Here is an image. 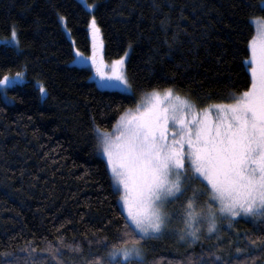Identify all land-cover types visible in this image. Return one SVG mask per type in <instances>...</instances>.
Wrapping results in <instances>:
<instances>
[{"label": "trees", "instance_id": "trees-1", "mask_svg": "<svg viewBox=\"0 0 264 264\" xmlns=\"http://www.w3.org/2000/svg\"><path fill=\"white\" fill-rule=\"evenodd\" d=\"M86 2L95 10L78 0H0V36L15 25L20 41L19 51L0 43V77L25 72L24 82L7 89L10 101L0 94V253H13L20 264L43 258L29 256V245L40 253L58 237L80 242L85 258L87 240L112 239L124 220L106 162L95 150L93 123L111 130L119 112L152 88L172 87L200 107L227 102L248 86L250 18L264 16L260 0ZM91 14L102 29L104 56L112 60L128 51L130 92L100 88L89 68L71 64V40L58 16L67 17L76 47L87 54ZM37 82L46 86L43 96ZM218 234L201 236L191 248L172 236L149 240L145 260L177 264L186 252L217 245L225 260L236 247H248L255 264H264V248L250 245L257 237L264 243L259 221L238 217L225 241ZM62 258L71 264L80 256L64 249Z\"/></svg>", "mask_w": 264, "mask_h": 264}, {"label": "snow or ice", "instance_id": "snow-or-ice-1", "mask_svg": "<svg viewBox=\"0 0 264 264\" xmlns=\"http://www.w3.org/2000/svg\"><path fill=\"white\" fill-rule=\"evenodd\" d=\"M86 7L94 11L96 4ZM250 19L255 24L245 58L250 80L227 102L198 107L172 87L152 88L134 107L119 112L112 130L93 123L95 150L103 155L112 182L119 186L124 224L111 240H87V258L80 242L69 244L63 237L56 243L46 241L40 253L29 245V256L43 254L31 264H70L62 258L64 249L80 256L71 264H147L144 246L165 232L191 248L202 235L207 239L217 235L224 221L231 227L236 218L250 217L264 225V16ZM58 20L71 39L67 17L59 15ZM86 33L91 54L85 56L71 39L73 62L90 64L102 88L130 92L128 51L110 62L105 60V42L95 14L87 18ZM171 39L177 40L178 32ZM3 41L5 49L19 51L15 25ZM24 76L25 72L17 71L0 77L5 97L7 89ZM38 87L41 94L47 92L43 82ZM189 190L181 213L166 211ZM176 218L182 226L173 224ZM261 239H252L251 247L264 248V243H257ZM217 251L218 246L212 245L207 252H186L177 264L256 262L248 247H236L230 260ZM0 264H20V260L11 252H2Z\"/></svg>", "mask_w": 264, "mask_h": 264}, {"label": "rangeland", "instance_id": "rangeland-1", "mask_svg": "<svg viewBox=\"0 0 264 264\" xmlns=\"http://www.w3.org/2000/svg\"><path fill=\"white\" fill-rule=\"evenodd\" d=\"M79 2H81L85 7H86V5L88 4L87 2H86V0H78ZM261 6H264V5H261ZM86 9L88 10V11H92V10H89L87 7H86ZM252 23V22H251ZM252 26H253V30H254V32H253V35L255 34V24L254 23H252ZM61 27H62V29L65 31V28L61 25ZM65 33H66V35H67V37L70 39V37H69V34L65 31ZM71 36V35H70ZM71 39H72V37H71ZM70 39V40H71ZM0 43H4V41H3V37H1L0 36ZM72 44V43H71ZM75 47H76V45H75ZM91 53H90V50H89V52L87 53V54H84L85 56H88V55H90ZM73 56H74V52H73ZM104 58H105V60L107 61V62H110L111 60H109V59H107L105 56H104ZM71 64H73V65H77V66H84V67H87V68H89L90 69V71H91V75H90V79L98 86V87H100V88H102L101 86H100V83H99V77H97L96 75H95V72H94V70H92L91 69V67H90V64H85V65H78V64H75L74 62H73V58H72V60H71ZM245 65H246V67H248V65L245 63ZM25 81V76L23 77V79L21 80V81H18L17 82V84H21L22 82H24ZM16 84V85H17ZM39 85V83L37 82V86ZM39 88V87H38ZM106 89V88H105ZM114 90H118V89H114ZM120 91V90H119ZM145 93H147V92H145ZM0 94L3 96V98L6 100V101H10L11 99L7 96V97H5L4 96V92H3V90L2 89H0ZM143 94L144 93H142L139 97H138V99H137V101L139 100V99H141L142 98V96H143ZM40 95L41 96H43L44 94H41L40 93ZM182 96V95H181ZM184 97V96H183ZM136 101V102H137ZM136 104V103H135ZM135 105H133L132 107H134ZM132 107H130V108H132ZM198 107H200V106H198ZM201 107H204V106H201ZM112 130V129H111ZM99 153V155L104 159V157H103V155L100 153V152H98ZM105 160V159H104ZM106 162V161H105ZM110 173V172H109ZM110 176H111V174H110ZM112 184H113V186H114V188L116 189V191L118 192V203H119V206H120V208H121V210H122V204H121V202H120V200H119V186L118 185H116L115 183H113L112 182ZM184 203V201H181V200H179V199H176V200H174V201H172L168 206H167V209H166V211H170V212H176L177 214H179V210L181 209V205ZM250 218V217H249ZM173 224L174 225H178V226H182V225H180V221H179V219L178 218H176V219H174V221H173ZM220 234H218V236H219V241H221V242H223V241H225V239H226V236H224L225 235V233H229V227L227 226V221H224L223 223H222V226H221V230H220V232H219ZM163 237L164 236H172L174 239H176V237L175 236H173V235H171L169 232H165L163 235H162ZM161 236V237H162ZM203 236V235H202ZM228 238H229V236H228ZM177 240V239H176ZM146 253H147V250L145 249V256H146Z\"/></svg>", "mask_w": 264, "mask_h": 264}]
</instances>
